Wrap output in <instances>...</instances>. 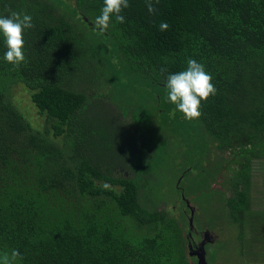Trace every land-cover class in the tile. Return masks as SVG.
Segmentation results:
<instances>
[{
	"label": "trees",
	"instance_id": "16d2710c",
	"mask_svg": "<svg viewBox=\"0 0 264 264\" xmlns=\"http://www.w3.org/2000/svg\"><path fill=\"white\" fill-rule=\"evenodd\" d=\"M129 4L124 23L113 18L100 32L103 0H0V15L11 9L34 24L23 33L18 68L4 60L0 34V255L18 249V264H197L188 223L155 207L146 166L131 163L142 115L128 129L116 106L96 98L107 86L125 92L117 64L146 90L137 102L147 109L157 108L148 88L167 95V76L185 70L188 58L205 66L217 92L188 120L230 154L225 207L239 239L244 221L264 226V211L251 210L253 166L264 162V0H160L154 14L145 0ZM16 85L45 117L42 130L11 102ZM114 126L129 133L124 147L107 130Z\"/></svg>",
	"mask_w": 264,
	"mask_h": 264
},
{
	"label": "rangeland",
	"instance_id": "374dc122",
	"mask_svg": "<svg viewBox=\"0 0 264 264\" xmlns=\"http://www.w3.org/2000/svg\"><path fill=\"white\" fill-rule=\"evenodd\" d=\"M116 62L114 57L110 59L111 65H115ZM115 73L116 86L126 89L125 92L107 86L104 87L105 91L99 89L100 94H97L96 98H103V101H107L113 109L116 106L115 113L120 114L128 129L135 121L134 118L132 119L133 114L142 115L143 127L139 129L141 139L133 146L135 154L131 157V163L137 162L146 166V195L150 196V201L157 204L155 207L183 223H188L185 205L195 207L199 211L194 219L195 228L201 229L205 225L213 229L214 231H211L218 237L213 245L206 244L207 263L234 264L237 259L239 264H243L239 255L243 248L238 239L240 236L238 227L236 228V221L227 214L225 207L227 197L231 196V192L229 191L228 194L227 191V181L233 166L230 165L228 151L218 150L217 142L212 137L199 135L195 122L191 123L183 113L175 111V105L168 100L162 88L158 89L155 86L148 88L157 99V108L154 104H149L155 103L154 99H149L150 102L145 103L149 104L148 109L142 108L137 99L141 100L143 97L139 93L146 90L138 88L136 84L138 80L126 75L122 66L117 64ZM115 73H112L113 82L116 78ZM108 78L109 75L104 81ZM116 91H119L117 95ZM10 99L35 130L43 129L45 117L38 114L24 86H14L11 89ZM112 101L117 103L119 101L120 104H114ZM125 111H129L126 116H124ZM173 111L175 116L170 114ZM107 130L110 134H116L114 143L120 141L117 145L123 143L122 146H125L129 135L125 129L120 127L117 130L114 126L107 127ZM120 131L126 134H121ZM119 137H124L125 140L122 141ZM56 140L61 142L60 138ZM121 171L130 173L128 168ZM251 187L253 197L258 200L253 204L254 208L264 209L263 161L253 166ZM244 224L245 227L251 228L253 222L244 221ZM193 237L196 239L195 235Z\"/></svg>",
	"mask_w": 264,
	"mask_h": 264
},
{
	"label": "clouds",
	"instance_id": "9594fccd",
	"mask_svg": "<svg viewBox=\"0 0 264 264\" xmlns=\"http://www.w3.org/2000/svg\"><path fill=\"white\" fill-rule=\"evenodd\" d=\"M160 0H145L147 10L150 14L156 12L155 5ZM130 7L129 0H103L100 14L95 18L96 28L100 32H106L113 23H124L123 11ZM8 15H0V34L3 35L6 52L4 60L18 68L25 62L23 33L26 29L34 27L32 16L26 13H18L6 9ZM169 25L161 22V31L167 30ZM185 70L170 73L167 76L166 88L168 100L176 106L175 111L183 113L189 120L198 119L201 115V102L207 101L216 95L217 89L212 83V76L206 71L205 66L193 58L186 61ZM162 71H167L162 69ZM175 111L170 113L175 116ZM23 259L18 249H12L0 255V264H18Z\"/></svg>",
	"mask_w": 264,
	"mask_h": 264
},
{
	"label": "crops",
	"instance_id": "0c3cea01",
	"mask_svg": "<svg viewBox=\"0 0 264 264\" xmlns=\"http://www.w3.org/2000/svg\"><path fill=\"white\" fill-rule=\"evenodd\" d=\"M264 190V188H262ZM252 190V203H251V210L253 211H264V209H255L253 204L257 202L258 200L253 197V189ZM236 224V228H237ZM260 228V229H259ZM245 228L244 231L241 230V232H244L245 235V241H241V246L243 248L242 252H239V255H241V260H243V264H264V226L261 228ZM237 230L240 232V230L237 228ZM207 231V230H206ZM214 234V233H213ZM216 236V235H215ZM217 237V236H216ZM239 239V238H238ZM218 240V237L215 239V241ZM214 241V242H215ZM213 242V244H214ZM237 256V255H235ZM238 260L235 259L233 262H237ZM236 264H239L238 262Z\"/></svg>",
	"mask_w": 264,
	"mask_h": 264
},
{
	"label": "flooded vegetation",
	"instance_id": "af4514ba",
	"mask_svg": "<svg viewBox=\"0 0 264 264\" xmlns=\"http://www.w3.org/2000/svg\"><path fill=\"white\" fill-rule=\"evenodd\" d=\"M217 183H218V181H217ZM185 207H186V212H188V215H187L188 221L190 220V218H192V221H193V224H194V229L193 230L189 229V231H190L189 239H190V244L192 246L191 252L193 254L192 258H194L196 260V262H197V258L201 255V251L203 249L204 252H205V260H206V258H207L206 244L209 243V242H207V239L208 238H210V239L212 238L213 235L210 232H213V231L209 230L210 232L208 234V233L205 232L206 230L202 231L201 229L195 228L194 219L198 215L199 211L195 207L193 208L192 205H189V206L185 205ZM192 212H193V214H192ZM193 235L196 236V239H194ZM201 243L204 244V245H201ZM209 244L213 245V243H209ZM188 254H189V252H188Z\"/></svg>",
	"mask_w": 264,
	"mask_h": 264
},
{
	"label": "water",
	"instance_id": "95a60500",
	"mask_svg": "<svg viewBox=\"0 0 264 264\" xmlns=\"http://www.w3.org/2000/svg\"><path fill=\"white\" fill-rule=\"evenodd\" d=\"M192 214H193V212H192ZM188 223H189L188 224V229L193 230L194 229V225H193L192 218H190V220L188 221ZM205 232L209 234V231H205ZM211 234L213 235L212 238L211 239L210 238L207 239V242H209V243H213L215 241V239H216L215 234H213V233H211ZM189 236H190V234H189ZM201 245H204V244L201 243ZM188 249H189V257H192L193 256V254L191 252L192 246H191L190 243H188ZM197 264H207V262L205 260V252H204L203 249L201 251V255L197 258Z\"/></svg>",
	"mask_w": 264,
	"mask_h": 264
}]
</instances>
